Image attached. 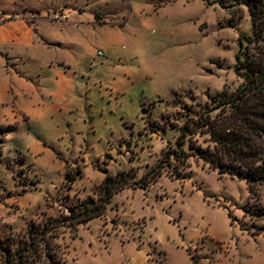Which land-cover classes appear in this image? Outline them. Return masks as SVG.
Segmentation results:
<instances>
[{"label": "rangeland", "instance_id": "obj_1", "mask_svg": "<svg viewBox=\"0 0 264 264\" xmlns=\"http://www.w3.org/2000/svg\"><path fill=\"white\" fill-rule=\"evenodd\" d=\"M209 1L0 0V23L41 17L40 30L62 41L29 44L36 26H0V96L13 88L24 107L0 106V244L14 247L30 226L96 196L108 168L125 169L138 183L109 203L102 240L97 219L91 227L62 226L54 240L60 261L43 256L37 264H147L146 249L150 264H264V216L255 214L264 189L250 199L243 177L221 175L196 155L165 162L160 177L139 185L187 117L242 82L236 53L240 36L252 33L248 7ZM55 16L68 20L51 22ZM28 55L9 70L2 62ZM47 57L78 65L71 107L50 96L55 75L36 73ZM190 141L210 144L196 133L186 151ZM111 145L116 150L106 152Z\"/></svg>", "mask_w": 264, "mask_h": 264}, {"label": "trees", "instance_id": "obj_2", "mask_svg": "<svg viewBox=\"0 0 264 264\" xmlns=\"http://www.w3.org/2000/svg\"><path fill=\"white\" fill-rule=\"evenodd\" d=\"M234 1L248 7L252 24V33L240 36L236 53L235 71L242 82L233 91L224 90L214 95L212 104L204 105L198 116L187 117L180 126L175 144L168 142L163 158L141 178L140 186L160 177L165 162L184 163L196 155L221 175L243 177L250 199L260 196L259 190L264 189V0ZM196 133L209 135L210 144L204 147L190 141V151H186L184 145L188 137ZM135 178L133 170L123 169L116 174L106 171L96 196L75 204L69 213L30 226L26 238L14 247L0 244V264H37L43 256L57 263L60 258L54 243L58 236L55 231L62 226L76 228L92 218L103 216L115 194L132 183H138ZM255 212L258 217H263L264 207H257ZM254 233L262 232L254 230Z\"/></svg>", "mask_w": 264, "mask_h": 264}, {"label": "crops", "instance_id": "obj_3", "mask_svg": "<svg viewBox=\"0 0 264 264\" xmlns=\"http://www.w3.org/2000/svg\"><path fill=\"white\" fill-rule=\"evenodd\" d=\"M34 18L35 19H31V18L28 19V17H21V16L16 15L13 18L6 19V21L4 20L2 23H0V26L7 25V24L10 25L13 23L20 22L21 26H23L28 31H31L33 29V27L36 26L35 30H38L37 31L38 34L36 35L37 37L34 36L31 40V42H29V44H32L34 42L35 38L38 40V44H43L42 46L50 45L52 47V46L62 44V41H59L58 39H53L50 36H48L45 32H42L40 30L38 23L41 22V20H40L41 17L36 16ZM62 19L58 16L50 18L51 22L67 21L68 20V19L67 20H62ZM124 22H125V20L121 22L122 26H124ZM61 31H62V29H61ZM54 32L58 33L59 31L54 30ZM0 43H1L0 44V53L4 56L5 53L3 52V50H1V45H5L6 41L0 40ZM23 43H25V42H23ZM70 44H73V42H71ZM99 56H103V55H99ZM29 57L30 56L28 55V57L20 56V57H14V59H12V56L11 57L5 56L3 58L2 62L5 61L4 63H5L6 70L7 69L9 70L10 65H16L20 61H24L25 59H29ZM38 64H39V67L36 68V73L44 71V72H48V73H51V74L56 76L55 88L50 90V92H49L50 96L53 98L55 97V99H57V100H62L65 104H67V105H69V107H71L73 105L74 101L76 100L75 98L77 96L75 77L78 75V65L75 64L74 61H72L71 59H63L62 57H56L54 59H49L48 57L47 58H41V60ZM129 81H130V79H129ZM124 87L126 88L127 84H125ZM115 92H116V90H115ZM119 92H120V90H117V93H119ZM20 94L21 93L19 91L11 88L10 94H5V95L0 96V106L7 107V106L11 105V107L9 108L12 110L11 112H13V110L23 112L21 109H23L24 107L22 106V99H20ZM125 124L128 125L129 123L126 121ZM133 125H134V123H133ZM115 142H116V140H114L112 144H114ZM113 150L115 151L116 147L111 145L107 149L106 152H110ZM84 160H85V158H84ZM111 163H109V165ZM108 171H109V168H108ZM111 201H113V199ZM108 207H109V205H108ZM105 216H107V217L109 216L108 215V208H107L106 213L103 216L92 218L88 222L82 223L80 225L84 226V228L85 227H91L92 226L91 223L94 219L99 220L98 221L99 224H98V228H97L98 229L97 236H98V234L101 231V225H102V222H104ZM107 225L108 224H106V226ZM97 238H99V236ZM113 238H116L115 233L108 235L107 239H105L104 242L106 244V248H108V243H110L111 239H113ZM99 239L102 240L101 238H99ZM125 243H126V241H123V245ZM148 256H150V252L148 251V249H146L147 264H150Z\"/></svg>", "mask_w": 264, "mask_h": 264}, {"label": "built area", "instance_id": "obj_4", "mask_svg": "<svg viewBox=\"0 0 264 264\" xmlns=\"http://www.w3.org/2000/svg\"><path fill=\"white\" fill-rule=\"evenodd\" d=\"M97 53L98 55H105V51L103 49H99Z\"/></svg>", "mask_w": 264, "mask_h": 264}]
</instances>
